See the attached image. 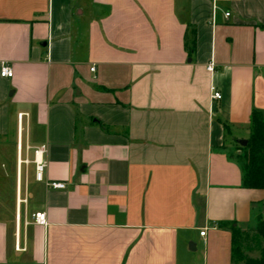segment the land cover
<instances>
[{"label":"crops","instance_id":"0c3cea01","mask_svg":"<svg viewBox=\"0 0 264 264\" xmlns=\"http://www.w3.org/2000/svg\"><path fill=\"white\" fill-rule=\"evenodd\" d=\"M3 63L0 264H186L261 215L233 153L264 117V0H0ZM42 144L62 189L34 180Z\"/></svg>","mask_w":264,"mask_h":264},{"label":"trees","instance_id":"16d2710c","mask_svg":"<svg viewBox=\"0 0 264 264\" xmlns=\"http://www.w3.org/2000/svg\"><path fill=\"white\" fill-rule=\"evenodd\" d=\"M185 47L189 54L195 50V33L185 37ZM240 153L234 155L242 171V186L247 189L264 190V117L253 111L250 117V135L245 145H239ZM231 264H264V219H256L255 226L242 230L230 226ZM257 250L258 256L246 254Z\"/></svg>","mask_w":264,"mask_h":264},{"label":"rangeland","instance_id":"374dc122","mask_svg":"<svg viewBox=\"0 0 264 264\" xmlns=\"http://www.w3.org/2000/svg\"><path fill=\"white\" fill-rule=\"evenodd\" d=\"M239 147H240L239 145L236 146V150L233 153L234 155L239 154L241 152ZM13 153H14L13 145L11 141L5 142L3 140H0V166H1L0 173H2L3 177H5L0 179L1 182L0 193L3 195V198L5 196H8L9 198L15 186L14 169H13V162H14ZM15 162H16V157H15ZM1 164H3V166ZM260 213H261L260 217L264 219V207H262V212ZM254 226L255 224L249 228H253ZM249 228H241V229L246 230ZM204 254L205 257H207L206 264H215L212 263V261L214 262L218 261L217 264H231V257H230L231 252H229V255L227 254L225 255V248H223L221 238L219 240L215 239V241H213L206 248H204V244L202 243L198 244V248L196 249V251L190 252L191 258L186 264H204L203 262ZM246 254L249 256L256 257L258 256V251L254 249L249 252H246Z\"/></svg>","mask_w":264,"mask_h":264},{"label":"built area","instance_id":"2783aa9c","mask_svg":"<svg viewBox=\"0 0 264 264\" xmlns=\"http://www.w3.org/2000/svg\"><path fill=\"white\" fill-rule=\"evenodd\" d=\"M215 9H216V6L214 5V11H215ZM229 14L230 13L227 11L224 13L225 17H228ZM206 68L209 72H213L214 71V64L212 62H210ZM91 69L94 70V68H91ZM0 75H1V77H5V78L12 77L13 71L7 63H3L1 65ZM211 91H212V98L213 99H220L221 98V93L219 91H217L215 89V87H212ZM22 116H25V115H23V113L18 114V134H17V144H16V147H17L16 164H17L18 175L20 172L21 165L29 164L28 159L24 158L22 156V153H21V148H22V146H21V118H22ZM46 149H47V146L45 144H42L39 147H37L36 149H34V158H33L34 180L36 182L44 183L45 186H47V187L62 189L65 187V183L60 182V181H52V180L49 181V180L44 179V170L46 167V163L43 160L42 156L46 152ZM34 219H35V222L38 224H45L46 223L44 213H35ZM205 230L206 229H202L200 231V235L204 236Z\"/></svg>","mask_w":264,"mask_h":264},{"label":"water","instance_id":"95a60500","mask_svg":"<svg viewBox=\"0 0 264 264\" xmlns=\"http://www.w3.org/2000/svg\"><path fill=\"white\" fill-rule=\"evenodd\" d=\"M238 142H239L241 145H245L246 142H247V140L243 139V140H239Z\"/></svg>","mask_w":264,"mask_h":264}]
</instances>
